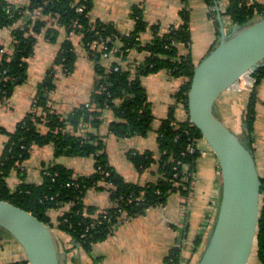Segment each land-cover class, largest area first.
Listing matches in <instances>:
<instances>
[{
	"label": "trees",
	"instance_id": "obj_1",
	"mask_svg": "<svg viewBox=\"0 0 264 264\" xmlns=\"http://www.w3.org/2000/svg\"><path fill=\"white\" fill-rule=\"evenodd\" d=\"M213 8L212 0H204ZM81 12H77V9ZM92 0H28L23 7L8 5L0 0V29L14 28L21 21L24 11L28 14L38 12V16L23 29L12 31V53L2 54L0 60V102L7 101L14 88L26 78L27 59L34 52L37 35L44 32L45 39L56 42L60 29L67 36H78L87 55L95 61L96 88L88 104L80 105L61 118L51 113L48 95L55 88L56 72L68 75L73 70L76 60L70 39L62 43L54 61L55 68L49 69L43 81L38 85L33 98L31 111L16 124L14 130L7 131L0 127V134L8 137L0 156V201H6L19 207L54 228L49 210L70 205L69 209L55 221V229L70 238L73 248H81L89 256L94 244L109 237L117 224L142 214L147 208L162 205L165 199L174 193L187 195L193 179L192 172L199 157L198 143L201 133L188 121L179 122L172 113L161 122L157 130V144L160 158L159 167L162 178L154 184L138 186L129 184L108 165L101 140L91 132L101 125L103 111L111 109L117 120L109 130L117 137L146 136L151 129L152 115L146 99L141 78L158 70L165 69L174 78H187V83L177 94L178 100L187 111V92L193 70L196 67L190 51L180 54L179 46L190 47V34L187 11L181 12L182 23L171 27L165 33H159L154 26L153 38L146 45L140 42V33L147 29L140 7L131 9L130 17L134 28L128 35L119 34L113 25L101 22L91 23L88 13ZM216 12L211 10L210 17L215 20ZM42 16V17H40ZM236 26L245 27L253 24L256 17L264 18V4L256 0H232L223 13ZM261 18V19H262ZM52 19V22L49 20ZM217 35L218 29H217ZM116 42L121 44L116 48ZM215 48V47H214ZM0 49H4L0 47ZM145 52L143 61L129 69L113 63L109 70L99 64L104 54H114L124 61L131 51ZM211 52V51H210ZM209 52V53H210ZM201 62V61H200ZM199 62V63H200ZM198 63V64H199ZM264 77V67L252 74L253 87L248 95L244 122L245 134L241 142L252 152L250 134L255 121L256 88ZM40 111L43 115L38 114ZM43 127L45 132L40 130ZM52 144L55 157L59 156H94V172L89 176L73 177L62 166L54 165L43 171L40 185L25 182V173L21 164L29 158L33 146ZM197 151L187 153V147ZM128 158L135 168L142 172L153 163L152 154L129 153ZM16 171L19 184L11 189L8 178ZM107 174V177H106ZM259 218L255 233L252 253L260 264H264V177H260ZM100 184H107L109 207L95 214V208L85 205L83 198L89 189L105 190ZM94 215V216H93ZM2 233L10 236L0 228ZM181 243V242H180ZM201 243L197 237L193 243L192 255ZM182 245H176L169 251L164 264H180ZM191 259L187 260L190 264ZM24 264H28L24 262Z\"/></svg>",
	"mask_w": 264,
	"mask_h": 264
},
{
	"label": "crops",
	"instance_id": "obj_2",
	"mask_svg": "<svg viewBox=\"0 0 264 264\" xmlns=\"http://www.w3.org/2000/svg\"><path fill=\"white\" fill-rule=\"evenodd\" d=\"M5 1L14 7L28 4V0ZM212 1L213 8H209L204 0H92L88 18L91 23L113 25L119 34L126 36L134 28V21L130 17L131 9L138 6L142 8L143 20L148 26L139 35L142 45H146L153 38L151 28L156 26L159 33H165L169 28L179 26L182 23L181 12L186 10L190 47L188 49L180 45L179 52L186 54L190 51L193 63L197 65L219 42L217 29L219 33L220 26L217 9L227 34L236 26L223 16L232 0ZM256 1L264 4V0ZM211 10L216 12L217 25L210 17ZM261 18L256 17L255 22ZM14 28L0 29V47L8 53L12 52ZM68 39L72 42L76 55L73 70L68 75L57 76L55 88L48 95L47 106L51 113L64 118L76 107L90 102L96 88V64L82 47L80 38L76 35L69 37L63 29H60L56 42L52 43L45 39L43 32L37 35L34 52L26 60L24 82L14 88L7 101L0 102L1 128L7 131L14 130L16 124L31 111L38 85L53 67L62 43ZM120 46L121 44L116 42V48ZM145 56V52L132 50L124 61L114 54H109L107 57H101L99 64L105 70H109L115 62L124 69H129L141 63ZM187 81V78H174L165 69L141 78V85L153 118L151 129L146 136L112 135L109 126L117 118L111 109L103 111L99 129L91 131L101 140L103 148L100 153L105 154L109 167L126 183L144 186L161 180L157 130L172 111L177 121H187V111L177 98V94ZM252 87L253 84L246 85L244 80H241L239 88L224 92L215 104V115L239 139L245 134L244 115ZM256 98L255 121L250 138L259 177H264V77L256 88ZM40 130L45 132L43 127H40ZM7 140V136L0 134V156ZM198 149L200 154L195 162L191 188L187 195L170 194L162 205L147 208L142 214L117 224L109 237L93 245L89 256L81 248L72 249L70 238L55 229L56 219L63 215L70 205L49 210L47 215L54 225L51 233L59 251V264H164L169 251L178 245L179 240L183 241L182 260L187 262L191 259L190 264H197L216 219L222 187L220 166L215 154L204 140L199 141ZM147 152L152 154L153 163L139 172L128 158V154ZM94 164L95 158L92 155L55 157L54 147L49 144L33 146L29 158L21 164L20 169L25 173L26 183L40 185L43 180L42 173L48 167L62 166L76 178L93 174ZM8 184L13 189L19 184L16 171L9 176ZM100 186L105 190L89 189L83 198L85 205L95 208L94 215L107 209L110 204L107 186L104 184ZM197 237L201 238V243L196 253L192 255L193 243ZM24 262L26 258L21 247L10 236L0 231V264H24ZM248 264H260L255 253L251 254Z\"/></svg>",
	"mask_w": 264,
	"mask_h": 264
},
{
	"label": "water",
	"instance_id": "obj_3",
	"mask_svg": "<svg viewBox=\"0 0 264 264\" xmlns=\"http://www.w3.org/2000/svg\"><path fill=\"white\" fill-rule=\"evenodd\" d=\"M219 21V42L193 70L187 92L188 121L215 154L221 197L197 264H248L259 218L262 183L252 152L215 115L220 96L242 76L264 67V18L227 34ZM0 228L21 247L28 264H59L51 230L31 213L0 201Z\"/></svg>",
	"mask_w": 264,
	"mask_h": 264
},
{
	"label": "built area",
	"instance_id": "obj_4",
	"mask_svg": "<svg viewBox=\"0 0 264 264\" xmlns=\"http://www.w3.org/2000/svg\"><path fill=\"white\" fill-rule=\"evenodd\" d=\"M77 12H81V9H77ZM38 15V12L36 13V12H34V13H32V14H28L26 11H24V13H23V17H22V19H21V21H19L15 26H16V28H21V29H23V28H25L26 26H27V28L28 29H30L31 30V26H30V24H29V22L31 21V20H33L34 18H35V16L36 15ZM72 35H74L73 33H71L70 35H69V37H71ZM11 54V53H8V51L7 50H5V49H0V57H1V55L2 54ZM107 55L108 54H104V56L103 57H107ZM53 67L55 68L56 66H54L53 65ZM52 67V68H53ZM61 75V73L60 72H56V75ZM252 74L253 73H247V74H245L244 76H242L235 84H233L232 86H231V88L229 89V90H232V89H235V88H239V85H240V83H241V80H244V82H245V84L246 85H248V84H250V85H252L253 83H254V79L252 78ZM38 114H41V112L40 111H38L37 112ZM197 150L191 145V146H188L187 147V153L188 154H194L195 152H196ZM198 152H199V154H200V151H199V149H198ZM106 177H107V174H106ZM104 185H106L108 188L110 187V185H107V184H104ZM181 242V243H180ZM183 241L182 240H179V245H183V243H182ZM183 247V246H182ZM180 264H187V262L186 261H183V260H181V263Z\"/></svg>",
	"mask_w": 264,
	"mask_h": 264
},
{
	"label": "rangeland",
	"instance_id": "obj_5",
	"mask_svg": "<svg viewBox=\"0 0 264 264\" xmlns=\"http://www.w3.org/2000/svg\"><path fill=\"white\" fill-rule=\"evenodd\" d=\"M192 183V182H191ZM11 189H13L12 187H11Z\"/></svg>",
	"mask_w": 264,
	"mask_h": 264
}]
</instances>
